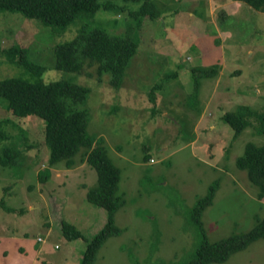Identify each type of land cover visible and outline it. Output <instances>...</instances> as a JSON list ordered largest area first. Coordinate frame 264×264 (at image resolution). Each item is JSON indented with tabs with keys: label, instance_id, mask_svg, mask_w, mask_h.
<instances>
[{
	"label": "rangeland",
	"instance_id": "1",
	"mask_svg": "<svg viewBox=\"0 0 264 264\" xmlns=\"http://www.w3.org/2000/svg\"><path fill=\"white\" fill-rule=\"evenodd\" d=\"M114 1L115 7L78 14L64 30L2 9L0 47L26 49L30 60L46 67V82L72 76L90 89L87 132L105 143L123 200L114 214L122 230L104 243L94 264H186L202 239L241 235L264 219V190L237 164L247 143L264 145L255 131L259 122L250 117L237 138L223 122L224 113L242 105L264 112V11L235 0H155L160 15L137 25L129 11L139 2ZM83 23L138 37L119 87L110 83V74H97L96 63L80 74L53 68L54 46L74 37ZM201 65H216L217 72L210 77L193 72ZM172 72L176 77L167 76ZM21 75V66L0 54V80ZM156 85L162 88L153 90V100ZM1 100L0 121L9 122L5 131L18 136L15 124L25 132L28 148L16 164L0 165V264H36L40 253L52 264H77L107 221L106 208L86 199L98 170L80 152L71 168L59 162L41 184L37 174L49 164L45 124L14 117ZM7 144L0 141V151ZM148 154L152 159L145 160ZM214 182L212 202L195 223L192 208ZM62 219L82 236L64 238ZM210 264H264V238Z\"/></svg>",
	"mask_w": 264,
	"mask_h": 264
},
{
	"label": "trees",
	"instance_id": "2",
	"mask_svg": "<svg viewBox=\"0 0 264 264\" xmlns=\"http://www.w3.org/2000/svg\"><path fill=\"white\" fill-rule=\"evenodd\" d=\"M127 1V0H125ZM139 2L136 9L130 10L132 18L137 19V25L145 17L156 18L160 15V8L155 0H130ZM249 3L253 8L264 11V0H240ZM114 0H0V10L7 9L19 11L23 15L39 18L43 24L59 27L61 30L72 24L80 13L93 14L100 7H115ZM139 46L138 37L128 33L113 34L99 26H88L83 23L77 28L74 37L56 44L53 48L54 69L80 74L86 64L96 63L97 74L111 75L110 83L119 87L125 71L134 57ZM7 61L19 65L23 75L10 76L0 80V100L5 101V109L14 117L24 119L31 117L39 119L45 124L44 138L49 149V164L40 171L39 180L44 184L53 173L51 168H71L75 156L82 153L83 159L98 170V182L88 187L86 199L107 210V221L87 242L77 264H94L96 256L104 243L112 236L120 233L119 227L114 223V214L123 204L117 194L119 187V171L108 157L105 143L96 141V136L88 134L89 109L86 101L90 92L89 87L74 82L73 77L46 82L43 74L46 67L35 63L28 58L26 49L17 45L1 48ZM217 66H200L193 72L200 71L203 76L210 77L217 72ZM176 77V72L167 74ZM71 79V80H70ZM101 79V78H100ZM156 85L150 92L154 100ZM2 101V100H1ZM258 120L255 131L257 135L264 136V112L257 113L249 106H239L234 112L223 114V122L230 125L235 131V138L240 136L250 125L249 118ZM7 120L0 121V141L8 140L9 144L0 151V165L10 167L16 164L21 151L28 148L25 144V132L12 123V128L18 130V136L9 135L5 131ZM152 159L149 154L145 160ZM237 164L246 169L248 179L264 190V145L258 146L247 143L245 153L238 157ZM217 182L210 185L208 191L196 200L192 208V217L198 223L201 210L212 202ZM263 192L260 193V195ZM2 202V199H0ZM8 212L12 208L7 207ZM60 230L64 238L71 241L82 236L79 229L65 219L61 220ZM264 238V219L250 231L241 235L227 237L218 241H209L204 238L192 252L186 264L223 263L234 253L246 249L252 242ZM40 264H52L46 261Z\"/></svg>",
	"mask_w": 264,
	"mask_h": 264
},
{
	"label": "crops",
	"instance_id": "3",
	"mask_svg": "<svg viewBox=\"0 0 264 264\" xmlns=\"http://www.w3.org/2000/svg\"><path fill=\"white\" fill-rule=\"evenodd\" d=\"M235 1L240 2V0H235ZM244 3H245V2H244ZM28 235H29V234H28ZM19 239H20V238H19ZM20 240H22V239H20ZM46 248H47V250H49L48 247H46ZM34 258L39 259V260L36 261V264H40L41 262L45 261V259H42L41 253H40V254H37ZM46 262H47V261H46Z\"/></svg>",
	"mask_w": 264,
	"mask_h": 264
}]
</instances>
